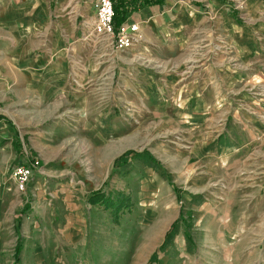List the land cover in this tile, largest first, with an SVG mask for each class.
<instances>
[{
  "label": "rangeland",
  "instance_id": "1",
  "mask_svg": "<svg viewBox=\"0 0 264 264\" xmlns=\"http://www.w3.org/2000/svg\"><path fill=\"white\" fill-rule=\"evenodd\" d=\"M95 5L0 0V264H264V0Z\"/></svg>",
  "mask_w": 264,
  "mask_h": 264
},
{
  "label": "built area",
  "instance_id": "2",
  "mask_svg": "<svg viewBox=\"0 0 264 264\" xmlns=\"http://www.w3.org/2000/svg\"><path fill=\"white\" fill-rule=\"evenodd\" d=\"M112 0H96L92 22L85 36L102 38L113 50L123 51L130 49L139 38L140 24L135 21H124L115 25ZM36 161L18 160L12 167L10 177L18 191L25 190L34 172L37 170Z\"/></svg>",
  "mask_w": 264,
  "mask_h": 264
},
{
  "label": "trees",
  "instance_id": "3",
  "mask_svg": "<svg viewBox=\"0 0 264 264\" xmlns=\"http://www.w3.org/2000/svg\"><path fill=\"white\" fill-rule=\"evenodd\" d=\"M164 2V0H119L118 2L113 3V9H114V23L116 26L121 24L122 22L126 21V19L129 17V15L141 9L144 6H152V5H160ZM168 232H166V235ZM20 250V247L15 248V253L18 254Z\"/></svg>",
  "mask_w": 264,
  "mask_h": 264
},
{
  "label": "crops",
  "instance_id": "4",
  "mask_svg": "<svg viewBox=\"0 0 264 264\" xmlns=\"http://www.w3.org/2000/svg\"><path fill=\"white\" fill-rule=\"evenodd\" d=\"M244 1H246V0H244ZM94 10H95V8H94ZM126 21H131L130 19H129V17L126 19ZM69 32V31H68ZM72 32H73V28H72ZM243 32L244 33H246V34H248L247 35V37L248 36H250V34L251 33H254V32H256V33H260V34H263L264 33V25L263 24H259V25H257L255 28L254 27H251V26H249V27H244L243 28ZM250 39V38H249ZM69 40V39H68ZM254 49V47H252V45H251V41H250V43H249V51H250V53H251V51ZM246 51H248V50H246ZM246 59V58H245ZM18 160H20V159H17L16 160V162L18 161ZM15 162V163H16ZM261 222H262V220H261ZM260 222V223H261ZM2 229H3V226H2V224H0V235L2 234V238H4V236H5V231L2 233ZM26 253V252H25ZM33 255H34V260L35 261H31V262H28L26 259H25V261H22V263L21 264H44L43 263V252L42 251H39V250H36V251H34V253H33Z\"/></svg>",
  "mask_w": 264,
  "mask_h": 264
}]
</instances>
